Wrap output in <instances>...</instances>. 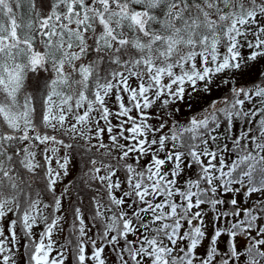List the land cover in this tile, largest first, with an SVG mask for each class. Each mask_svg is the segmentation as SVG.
I'll list each match as a JSON object with an SVG mask.
<instances>
[{
  "label": "snow or ice",
  "instance_id": "obj_1",
  "mask_svg": "<svg viewBox=\"0 0 264 264\" xmlns=\"http://www.w3.org/2000/svg\"><path fill=\"white\" fill-rule=\"evenodd\" d=\"M261 57L264 0H0V221L15 216L8 235L0 226V264H16L18 227L26 264H107L106 248L117 264H264V80L186 122L165 115L186 85L207 90ZM51 133L125 162L90 169L107 201H94L91 227L75 208V241L62 245L69 157L48 145H73Z\"/></svg>",
  "mask_w": 264,
  "mask_h": 264
},
{
  "label": "trees",
  "instance_id": "obj_2",
  "mask_svg": "<svg viewBox=\"0 0 264 264\" xmlns=\"http://www.w3.org/2000/svg\"><path fill=\"white\" fill-rule=\"evenodd\" d=\"M251 38V37H250ZM250 52V49L244 48L242 49V54L247 57L248 53ZM264 57L258 58L257 61L262 62ZM254 65H255V61H253ZM246 66L250 67L248 70V73H250V78L251 80L253 79V77L255 76V71L253 70V66L252 64H247ZM257 67V65H255ZM244 72V73H243ZM240 74V77L242 79V82H244L243 80H245L247 73L245 72V69L243 68L242 65V70H240L238 72ZM230 75V74H229ZM231 76V75H230ZM227 78V82L229 80H231V77ZM261 77H264L261 76ZM223 81H225V78L223 79ZM201 82L197 84L196 86V90H193L190 86L189 89H191V91L189 94V97L199 91H202V98L200 100H202V102L200 101L201 104H198L199 106H195L194 105V101H190L188 102L187 99L189 97H187L186 91L188 86L186 85V91H185V95L184 98L182 99L183 101H186V108H192L191 110L193 111H198L201 108L206 107L210 101L216 97L217 95H211L210 93L205 92L203 90V88L201 87ZM247 85V83H246ZM231 86H227L224 89H218V92H221L223 90H227L230 89ZM222 96H226V95H222ZM192 98V97H190ZM193 99V98H192ZM179 100V101H182ZM176 101V102H179ZM167 113V112H166ZM179 114H183V111H179L178 107L176 108V113L172 114V116L175 117ZM157 115H159V113H157ZM157 121L154 119L152 120V123H156ZM101 127H104L103 122H101ZM51 131V130H49ZM108 133L105 132L103 135V143L108 145L109 148H111V141L109 139V136H107ZM61 138L68 144H72L73 147L70 149L67 148H63L64 152L67 154V156L69 157V164L71 165V167H74V172L72 173V175H70L67 179H65L62 183H61V188H59V192L56 193V195H60L62 192L64 193L63 197H62V209H63V205L65 207V205H67L68 200H75L77 199V204L82 206L79 208H85L86 207V201L84 199H82L83 197H90L92 200H94V197L102 199L103 201H107V198L104 196V194L97 192V190H103L106 193V188L104 186V184H102L101 182L94 180L91 178V173H90V169H92L93 167H99L102 169V171L100 172V175H104L105 172L103 170L104 168V164H111L113 166H116L117 164L122 165L121 161H118L117 159H112V162H109L106 160V156L109 152V148H99L98 144L99 141H97L96 139H91L89 141V139H87L86 137H80V136H75L73 138V136L71 135H64L61 133ZM122 143V141H121ZM60 146V145H59ZM41 150V149H40ZM40 150H37V159L38 160H42V156L40 154ZM51 154V153H49ZM118 154V153H117ZM146 159L143 160V163L146 162ZM91 160H96V164L93 165L90 161ZM128 163H133V161L130 159L127 161ZM124 164V162H123ZM194 171V169H192V171L190 173H188V169L185 170V174H184V178H186L187 176H190L192 174V172ZM190 174V175H189ZM117 175L120 177L121 180L124 179V172L118 171ZM34 187H36V185H34ZM39 187H43V185H39ZM65 188H67V191L64 192ZM71 190H73V192H71ZM118 194V193H117ZM230 198V197H228ZM43 199L46 203H51L52 202V197L51 194H44L43 195ZM253 200L256 199V196H253L252 198ZM94 202V201H93ZM66 209V207H65ZM47 214H49L51 212V209H45ZM49 211V213H48ZM82 212V211H81ZM46 214V215H47ZM57 215H60V213H57ZM64 215V214H63ZM87 215V214H86ZM86 215H84L85 218V223L86 224H90L89 220L85 217ZM11 219H15V216L9 214V217L6 218L4 221H0V226H2L5 229V235H8V223L9 220ZM206 221H208L207 225V229H208V236L210 237L212 234V229H213V213H211L210 211L208 212V215L205 217ZM92 226V222L91 225ZM185 227H187V225H185ZM43 230V224H40L38 227L34 228L33 231L36 234V238H39V233ZM93 231H95V229H93ZM92 233L90 232L89 235H91ZM17 235H18V239H19V244L17 246V249H14V251L16 252L15 255V260H16V264H26V256H25V248L23 247L24 244L27 243V241L25 239H23V232L22 230L18 227L17 228ZM130 239H132V237H129ZM65 242V240H64ZM227 242H228V237L227 235H224L220 238V240L218 241V248L221 251H226L227 250ZM244 241L241 240V247H243ZM207 247V241H205L204 246L201 247L199 249V251L201 253L204 252L205 248ZM90 252V249H89ZM55 255V252L53 253ZM105 257L107 258V264H117V257L111 252L110 249L106 248L105 249V253H104ZM66 264H74V259L71 255H69L68 260L66 261Z\"/></svg>",
  "mask_w": 264,
  "mask_h": 264
},
{
  "label": "rangeland",
  "instance_id": "obj_3",
  "mask_svg": "<svg viewBox=\"0 0 264 264\" xmlns=\"http://www.w3.org/2000/svg\"><path fill=\"white\" fill-rule=\"evenodd\" d=\"M263 61H255V65H257V67L254 65L253 61H248L247 64H252L253 66V70L255 71V76L253 77V79L251 80L250 78V73H248V70L250 67L243 65V68L245 69V72L247 73V76L245 78V80H243L244 82H242V79L240 77V74L238 73L240 70H242V67L238 70H228L224 73H219L217 74L215 77H213L212 82L208 84V89L205 90V83L201 82V87L203 88V90L205 92L208 91V93H210L211 95H217L216 97H214L210 103L204 107L201 108L198 111H193L190 108H186L185 107V103L186 101H179V102H174L172 103L169 108L167 109V113H172L175 114L176 113V108L178 107L179 111H183V114H179L175 117L176 120H179L181 122H186L189 118L193 117V116H200L202 115L206 110L209 109L210 105H212L215 102L221 101L224 96L222 95H230V89L227 90H223L221 92H218V89H224L227 86H237V87H241V86H251L254 83H260L261 80H264V77H261L264 75V58L262 59ZM244 73V72H243ZM232 76H230V75ZM231 77V80H229L227 82V78ZM225 78V81H223V79ZM247 83V85H246ZM191 91V89H189V86L187 88L186 94L187 97H189V94ZM203 94L202 91H199L193 95H191L190 97L192 98H188L187 101L190 102L191 100L194 101V105L195 106H199L198 104H201L200 101L202 102V100H200L202 98ZM217 107H220L221 105L219 103L216 104ZM167 113H165V115H167ZM154 120V119H153ZM112 122L115 124L117 121L113 118ZM54 135H60V133H51ZM108 136V135H107ZM123 143V141H122ZM45 147V145H40V147L37 150L43 149ZM49 148L51 147H57L59 148V151L55 154V158H60L62 156H64L66 153L64 152L63 148L59 145H52L49 144L48 145ZM67 155V154H66ZM118 156L117 152L113 151L110 155L107 154L106 156V160L109 162H112V159H116V157ZM124 161H121L122 165H123ZM125 163V162H124ZM128 163V162H127ZM141 163L143 164V160L141 161ZM53 167H55V159L53 160ZM192 170L188 169V173H190ZM67 172L68 174L66 176H63L62 180H60L57 185H56V193L59 192V188H61V183L67 179L70 175H72V173L74 172V167L70 164H68V168H67ZM190 175V174H189ZM71 192H73V190H71ZM98 192V190H97ZM119 194V193H118ZM82 199H84L86 201V207L81 208V211L83 213V215H86L85 217L89 220L90 224H87L88 227H91V222H92V216L94 214V202L97 198L94 197V200H92L90 197H83ZM257 199V197H256ZM51 204V203H49ZM80 205L77 204V199L75 200H68L67 205H63V209L62 212L60 214H64L63 215V220L61 221V225L60 228L57 230V232L54 234L53 239L57 242L58 245H62L64 244V240H66V238H69L71 236V238L73 239V241H75V229H74V223H75V217H74V209L75 208H79ZM82 207V206H80ZM50 209V208H49ZM49 213V211H48ZM45 214H47L46 210H45ZM205 223L207 225L208 221H206L205 219ZM54 255V254H53Z\"/></svg>",
  "mask_w": 264,
  "mask_h": 264
},
{
  "label": "bare ground",
  "instance_id": "obj_4",
  "mask_svg": "<svg viewBox=\"0 0 264 264\" xmlns=\"http://www.w3.org/2000/svg\"><path fill=\"white\" fill-rule=\"evenodd\" d=\"M98 192L104 194V196L107 198L106 193L103 190H98Z\"/></svg>",
  "mask_w": 264,
  "mask_h": 264
}]
</instances>
